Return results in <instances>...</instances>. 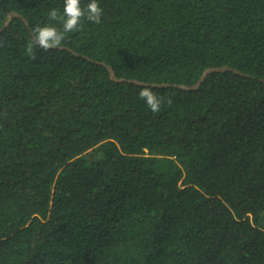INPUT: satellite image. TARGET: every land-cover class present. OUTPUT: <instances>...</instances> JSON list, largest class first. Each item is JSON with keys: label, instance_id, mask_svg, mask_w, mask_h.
Masks as SVG:
<instances>
[{"label": "trees", "instance_id": "obj_1", "mask_svg": "<svg viewBox=\"0 0 264 264\" xmlns=\"http://www.w3.org/2000/svg\"><path fill=\"white\" fill-rule=\"evenodd\" d=\"M98 2L0 0V264H264V0Z\"/></svg>", "mask_w": 264, "mask_h": 264}, {"label": "clouds", "instance_id": "obj_2", "mask_svg": "<svg viewBox=\"0 0 264 264\" xmlns=\"http://www.w3.org/2000/svg\"><path fill=\"white\" fill-rule=\"evenodd\" d=\"M103 9L98 0H88L86 6H81V0H63L62 16L56 8L48 12L50 21H62V27L57 28L55 24H44L36 26L32 30V36L26 46V53L30 57L35 56L34 48H41L45 51L59 47L65 40L67 33L78 31L82 28V20L96 24L101 23ZM152 112L160 111L161 104L165 102L163 96L157 95L150 86H144L138 93ZM166 102L172 103V98L168 97Z\"/></svg>", "mask_w": 264, "mask_h": 264}, {"label": "water", "instance_id": "obj_3", "mask_svg": "<svg viewBox=\"0 0 264 264\" xmlns=\"http://www.w3.org/2000/svg\"><path fill=\"white\" fill-rule=\"evenodd\" d=\"M11 16H18V14L16 12H11ZM8 24V22L4 25L6 26ZM3 26V27H4ZM2 27V28H3ZM2 28L0 30H2ZM75 53V52H74ZM102 65H104L108 71H109V75H110V78L114 81H122V80H125L123 78H118L113 70V67L109 64H106L105 62H100ZM233 71L235 73H240L239 70L237 69H234L230 66H227V65H223V66H212V67H208V68H205L201 74V76L198 78V80L192 84V85H178V84H175L174 86L180 88V89H183V90H191V89H195L199 86V84L204 80L205 76L208 74V73H212V72H220V71ZM130 81L132 82H138V83H142V82H139L137 81L136 79H131ZM152 85H157V84H152Z\"/></svg>", "mask_w": 264, "mask_h": 264}, {"label": "rangeland", "instance_id": "obj_4", "mask_svg": "<svg viewBox=\"0 0 264 264\" xmlns=\"http://www.w3.org/2000/svg\"><path fill=\"white\" fill-rule=\"evenodd\" d=\"M260 224L264 226V217H262V219H260Z\"/></svg>", "mask_w": 264, "mask_h": 264}]
</instances>
